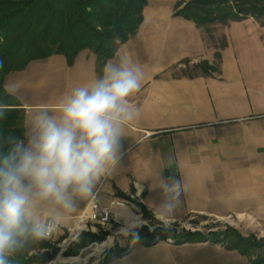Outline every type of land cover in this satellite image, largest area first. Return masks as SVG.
I'll use <instances>...</instances> for the list:
<instances>
[{
    "label": "crops",
    "instance_id": "obj_1",
    "mask_svg": "<svg viewBox=\"0 0 264 264\" xmlns=\"http://www.w3.org/2000/svg\"><path fill=\"white\" fill-rule=\"evenodd\" d=\"M148 26L154 33L181 28L199 31L193 21L173 13L143 15L136 34L119 45L110 59L119 56L122 46L140 42L139 37ZM250 52L251 63L245 65L249 69L244 65L238 68L244 72L236 85L239 101L234 110H223V103L216 107L211 104L215 91L223 93L222 85H217L216 80L234 68L225 55L216 64L208 62L207 68L217 71L211 75L202 69L194 76L161 78L149 87L144 98L147 96L157 103L154 118L164 117L168 123L129 126L124 149L131 155L107 179L97 196L102 206H109L115 199L128 202L130 206H111V216L129 217L131 209L140 215L141 206L153 215V203L159 199L153 191L155 176L163 171L165 177L172 175L180 179L187 189L172 222L185 214L252 215L264 222V47L251 48ZM197 57L209 59L205 54ZM93 59L95 54L86 48L72 62L62 54H53L29 62L24 71L9 72L4 86L10 82L24 86L15 96L24 109V123L30 108L41 103L54 107L63 92L93 77V65L103 68L109 60L101 65ZM21 72H25L24 80ZM179 83L186 89H179ZM244 93L249 94L248 101L241 99ZM179 102L191 103L192 109H181ZM87 205H82L76 218L61 229H72ZM137 260L138 264H173V259L148 254L137 256Z\"/></svg>",
    "mask_w": 264,
    "mask_h": 264
},
{
    "label": "clouds",
    "instance_id": "obj_2",
    "mask_svg": "<svg viewBox=\"0 0 264 264\" xmlns=\"http://www.w3.org/2000/svg\"><path fill=\"white\" fill-rule=\"evenodd\" d=\"M143 75L139 64L116 56L99 75L63 92L54 107L30 108L19 133L0 128V264H15L17 256L50 239L82 205L96 200L121 165L129 126L140 119L141 108L132 98ZM21 87L10 82L4 91L15 97ZM11 110L0 100V121ZM186 190L180 179L163 171L155 176L159 199L151 211L157 227L172 226ZM144 224L141 218L126 219L121 234L135 238Z\"/></svg>",
    "mask_w": 264,
    "mask_h": 264
},
{
    "label": "rangeland",
    "instance_id": "obj_3",
    "mask_svg": "<svg viewBox=\"0 0 264 264\" xmlns=\"http://www.w3.org/2000/svg\"><path fill=\"white\" fill-rule=\"evenodd\" d=\"M178 1L147 0L142 14H174ZM197 29L198 32L181 28L178 31L154 33L148 26L141 33L140 42L133 41L130 45L122 46L119 56L130 58L139 64L144 74L142 87L132 98V103L141 108L140 119L133 124L146 127L166 125L168 122H165L164 117L154 118L158 111L157 103L147 96L144 98L149 87L161 78L194 76L200 74L202 69L206 75H211L217 71L212 67L207 68L206 65L208 62L218 63L224 55L234 68L216 80L217 85H222L223 95L215 91L212 94L214 102L211 104L216 107L223 103V110L236 109L239 101V93H235L239 90L236 85L239 75L244 72L238 68L240 65H250L251 48L264 47V23L250 16L215 23L207 29ZM200 54L207 55L209 59H200L197 57ZM96 61L93 59V62ZM155 63L163 65L154 66ZM245 68L249 69V66ZM101 70L97 64L93 65V76L99 75ZM248 71L246 70L247 73ZM21 73V79L24 80L25 72ZM180 84L182 83L178 84L179 89H186L185 85L181 87ZM248 95L241 94V99L248 101ZM179 105L183 110L192 109L191 103L179 102ZM130 155L131 153L125 152L121 165ZM126 205H129L128 202ZM139 210L140 215H136L131 209L129 217L110 215L108 223L104 225L88 220L78 221L73 230L60 229L50 239L41 241L48 244L47 248L33 247L22 253L23 258L30 261L27 264H138L137 256L148 254L173 259V264H252L248 257L235 249L227 248L226 241L222 238L224 235L226 238H234L231 229H236L244 237L251 235L256 239L255 242H261L258 244L260 250L257 249L253 257H264V222L259 217L238 214L225 217L185 214L166 229L163 226L157 227L160 222L142 206ZM140 218L145 221L144 226L137 230L140 237L132 239V235L125 237L121 234L126 219ZM196 231L204 237L198 234L184 237L187 232ZM146 234L150 236L146 237ZM55 247H59L58 253L54 257H48L45 251L51 252ZM124 248L127 251L121 252ZM41 255L46 256L44 261H40Z\"/></svg>",
    "mask_w": 264,
    "mask_h": 264
},
{
    "label": "trees",
    "instance_id": "obj_4",
    "mask_svg": "<svg viewBox=\"0 0 264 264\" xmlns=\"http://www.w3.org/2000/svg\"><path fill=\"white\" fill-rule=\"evenodd\" d=\"M146 4L147 0H0V100L12 107L0 121V128L8 134L19 133L24 126V109L16 97L4 91V78L9 72L53 54H62L72 62L86 48L102 65L114 56L119 45L136 34ZM175 7V15L193 21L199 28L250 16L264 23V0H179ZM231 231L234 238H222L227 248L248 257L252 264H264V257H253L261 242H255L251 235L244 237L236 229ZM190 234L202 236L196 231L184 237ZM33 247L44 249L48 244L39 242L27 250ZM39 259L44 261L46 256ZM27 263L30 261L23 254L16 257L15 264Z\"/></svg>",
    "mask_w": 264,
    "mask_h": 264
},
{
    "label": "built area",
    "instance_id": "obj_5",
    "mask_svg": "<svg viewBox=\"0 0 264 264\" xmlns=\"http://www.w3.org/2000/svg\"><path fill=\"white\" fill-rule=\"evenodd\" d=\"M124 206L125 201L121 199H115L111 201L109 206H102L99 204V202L96 200L87 205L83 213L80 215L79 220L80 222H83L85 220L104 225L108 223L111 215V206ZM73 230V229H72Z\"/></svg>",
    "mask_w": 264,
    "mask_h": 264
},
{
    "label": "water",
    "instance_id": "obj_6",
    "mask_svg": "<svg viewBox=\"0 0 264 264\" xmlns=\"http://www.w3.org/2000/svg\"><path fill=\"white\" fill-rule=\"evenodd\" d=\"M59 251V247H55L53 248V250L51 252H49L48 250L45 251V254L48 256V257H54Z\"/></svg>",
    "mask_w": 264,
    "mask_h": 264
}]
</instances>
